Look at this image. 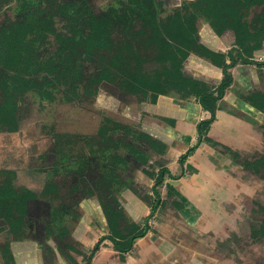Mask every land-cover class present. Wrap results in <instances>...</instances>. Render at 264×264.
<instances>
[{"label": "trees", "instance_id": "16d2710c", "mask_svg": "<svg viewBox=\"0 0 264 264\" xmlns=\"http://www.w3.org/2000/svg\"><path fill=\"white\" fill-rule=\"evenodd\" d=\"M4 3L15 5V18L0 28L2 131L20 130L31 109L28 95L34 91L44 100L57 98L58 91L73 100L94 98L105 87L106 94L142 106L176 94L199 101L211 114L198 123V142L181 156L184 165L206 139L239 60L262 67L261 83L253 86L246 100L264 111V60L255 59L256 54L264 55V0H182L172 9L164 0H114L100 12L90 0H0V5ZM200 22L208 23L231 47L228 53L201 40ZM194 54L221 68L224 77L191 71L187 64ZM260 129L264 131V125ZM61 136L66 138L57 139L58 153L40 154L46 161L55 157L49 173L60 176L59 181L54 177L49 181L42 195L17 186L15 170L0 168V231L8 229L27 239L25 226L42 212L44 227L36 237L46 264H91L105 239L124 256L147 235L161 203L160 186L165 174L171 173L164 166L167 144L111 117L104 118L97 135ZM79 144L86 145L78 148ZM66 146L71 149L63 152ZM151 149L163 154L155 162ZM234 154L242 157L238 151ZM240 162L243 169L264 179V154L247 152ZM148 165L164 167L156 174L155 185L145 188L134 172L141 168L151 173ZM127 190L153 206L143 225L128 217L123 204ZM86 197L98 199L110 230L90 251L75 234L81 216L78 206ZM255 203L256 213L232 232L247 233L250 241L264 246V199ZM174 204L177 209L183 206L178 199ZM0 252L3 264H16L9 240L0 244Z\"/></svg>", "mask_w": 264, "mask_h": 264}, {"label": "rangeland", "instance_id": "374dc122", "mask_svg": "<svg viewBox=\"0 0 264 264\" xmlns=\"http://www.w3.org/2000/svg\"><path fill=\"white\" fill-rule=\"evenodd\" d=\"M180 1L181 0H166V4L168 6H172L176 5V3H179ZM91 2L94 8L97 11H100L104 6L112 3V0H91ZM11 13L12 9L10 6L5 5L1 7L0 20L7 14ZM214 44L218 46L217 41H214ZM187 67L200 74H207L209 76L221 78L224 76L221 70L215 68L209 63H205L204 61L199 60L198 57H192L188 62ZM248 67H250V74L252 72L255 73L254 66H245L244 64H242L235 71L237 84L235 89H231L230 96L228 94L225 97L226 104L224 105V107L228 108V110H233V112H236L237 114H239V116L249 114V111L245 110V108L247 107L240 99L239 94L236 93V90H244V82H249V79H247L248 77H246L247 75L245 74L246 71L249 72ZM240 81L243 83H241ZM105 91L106 90L104 87V89H101L99 94L94 98L87 100V98L83 97L81 100H79V103L71 102L70 104L69 102L60 101L62 97H58L54 101L51 100L50 102L52 103L47 102L43 104L42 100L38 96L32 95V114L28 119L25 120L21 130L18 132H0V166H4L7 164L13 165V162L16 163L17 160L19 162V168L25 171H31L29 169L30 166H32L33 160L35 159L33 158V156H37L38 152L43 150L46 146L52 145V142L54 141V136L52 135V133L54 130L73 131L84 134H96L98 127L101 124L100 121L102 119V116L107 113H118V115H116L118 116V118H123L124 116L125 119H128L130 121V123L141 121L140 115L142 111L138 104L130 103V105L126 106H123L122 104L120 105L116 103L111 96H108V93L106 94ZM165 100L166 102L164 100L162 101L164 102L162 106L166 108L165 111L167 113L163 114L173 116L171 113L175 112L182 116H175L173 125L166 123L168 124V127L173 128L171 129V131H173V133H171L173 135V144L171 145H173L174 148L172 157L175 160V163L173 165H171V163L170 165L172 166L171 168L173 174H175V176L178 175L179 178L175 179L168 177L165 181L164 186L160 188L162 195L166 196L169 190L176 191L177 194L181 196L186 202V206L181 210L182 214L184 215L185 221L189 225H193V228L207 234V242L213 243V247L211 248L213 257L208 253L210 257H205L206 259L203 261V263L243 264L242 261L244 260H250L254 262V260L252 259V256L254 254L252 253L259 252V256L260 251L263 250V242L254 243L252 247H249L248 244L244 243L247 240V236H245L246 233L239 236V234L233 232L231 234L233 239H224V237H227L229 235V227H227V230L225 231H221L220 229L224 228L226 226L225 224H232L229 215H233L234 217H236L235 219H244L246 217V215L244 214H247L254 205V202L252 201L253 197H251V195L256 191V189L261 190V188L264 186V180L258 176V178L252 176V174H249L242 168L240 169V165L237 159H235L234 161V157L231 156L232 154L230 152V149H227V144L223 143V140L228 133L226 126L223 124L225 123L223 122L225 121L223 115L219 116L218 122L213 123V125L207 132V137L211 138L212 141H204L189 156L186 162V177L188 180H183L182 178H184V174L186 172H183L184 174H182V176L179 175L181 173L182 167L177 160L192 145L196 144V125L198 120L202 117V115H204V111L198 109L197 107H194L198 105L196 101V103L193 101L192 105H188L189 103L187 104L180 99L176 100V97L174 95ZM186 107L190 108V110H196V112L194 111L195 113H191L189 112V109H187L186 112ZM173 108H175V111H171L174 110ZM157 110H159V107L155 106V111ZM120 112H122L123 116ZM73 114H75V118L78 114V118H76L77 120L75 121V119L71 117L72 121L68 123V115L70 116ZM155 118L157 117L151 116V120ZM153 122L154 123L152 125H157V121ZM163 124L164 123H162L160 129L162 131H158L159 136L164 135L163 130L165 126ZM63 125H67V127ZM142 128L149 129V131H157V129L150 128L149 126H147V124L143 125ZM245 137L248 138V135H245L243 140H247V138ZM225 141L228 143L227 139H225ZM23 176H26L24 182L33 187H40V185L43 184V181L45 180V174H37L34 171L32 173H27V175L24 174ZM32 179H36L37 181L33 182ZM138 179L143 181L145 180L147 186L154 182V180L150 179L149 176L145 174V172H140ZM189 179H196L200 184L204 183L210 185V189H213V193H210L208 195H210L213 200L217 202L215 206L220 209V213H218V215L215 214L216 212H212L210 205L204 203L200 198L193 197L194 199H189L188 194H190L191 192L189 189H186V182H189ZM177 180H182L184 186L179 184V181ZM171 207L173 206H170V208ZM78 209H80V212L83 213L82 221L84 225V227L79 231L78 236L82 239L83 242L89 243V247H92L94 243L105 232L104 226L101 222V217L103 220L104 218L100 211V206L98 205L97 199H90L85 201L82 205L78 206ZM161 211L162 212L158 214L156 213L154 215L151 223H153L154 229H156V231L162 232L165 237H169L171 232L178 231V229L180 230L177 223H182V221H172L171 215L173 214L169 211L168 208H162ZM148 212L149 211L147 210V213ZM142 221L144 220L142 219ZM202 227H204V229H202ZM213 229L216 230L217 234L211 232ZM218 230H220V232H217ZM218 235L221 237V245H218V243L213 241L212 239L213 237L215 238V236ZM90 238L92 240H90ZM160 240V237H157L154 231H150L145 241H139L140 244L146 243V248L148 250L146 254L138 253L137 255H135L136 258L134 256H129L126 261H119L117 256H114L113 259L117 260V264H138L139 259H147L146 256L149 254L151 258H153L154 263H148L149 261H146V263L159 264L161 260H164L163 256L161 255L164 248H161V244L159 243ZM190 245L191 244H189V246ZM189 246L188 249L190 251H193V248H190ZM216 246H218L220 249H217ZM17 251L18 254L20 253L23 257L25 256V250L23 249V247L18 248L16 250V254ZM20 251H23V253H21ZM194 253L195 254H189L187 259L189 263L193 260V258H190L194 255H197V252ZM39 255L41 257V250L39 251ZM23 259L24 260L22 261V264H30L29 261L26 260L28 258ZM98 259L99 258L95 256L93 264H99ZM101 261L102 259L100 260V262Z\"/></svg>", "mask_w": 264, "mask_h": 264}, {"label": "flooded vegetation", "instance_id": "af4514ba", "mask_svg": "<svg viewBox=\"0 0 264 264\" xmlns=\"http://www.w3.org/2000/svg\"><path fill=\"white\" fill-rule=\"evenodd\" d=\"M90 2H91V0H90ZM181 2H182V0L179 3H176V5L180 4ZM113 3H114V0H112V3H110L109 5H111ZM164 3H165L166 8H168V9H172L174 6H176V5L168 6L166 4L167 3L166 0H164ZM5 5L6 6L8 5V6L11 7L12 13L11 14H7L4 18H2L0 20V28L2 26H4L8 21H11L12 19L15 18V16H14L15 15V13H14V7H15V5L13 3L12 4L4 3V4L0 5V8L3 7V6H5ZM91 5H92V2H91ZM109 5H106V6H109ZM104 7H103V9H104ZM95 11L96 12H100L102 10L97 11L95 9ZM199 28H200V33H201V40L203 42H205L206 44H209L213 49H215L217 51H223V52L228 53V51L230 50L231 47L227 46L222 41V39L220 38V36L215 32V30L208 23L200 22ZM214 41H217L218 46H216L214 44ZM192 57H198L199 60L204 61L205 63H209V64L213 65L215 68L221 70V72L223 73L222 69L219 68V67H217L215 64H213L209 59H207L205 57H202L200 55L194 54V55H192L190 57V60H191ZM255 59L262 61V60H264V55H262V54H256ZM242 64H244L245 66H254L255 67V73L252 72L251 73L252 76H251V74H250V67H248L249 68V72L246 71L245 74L247 75L246 77H248L247 79H249V82H247V83L244 82V90L243 91L236 90V93L239 94L240 99L242 100V102L247 107V108H245V110H248L249 111L250 109H252V112L249 111V114L239 116V114H237L236 112H233V110H228V108L224 107V105L226 104L225 103V97L228 94L230 96L231 89H235V87L237 85L236 84L235 71ZM261 70H262V67L261 66H258L257 64H253V63H246V62H244L242 60H239V62L234 67H232L231 71L233 73L234 80H233L231 86L227 89L226 94L224 95V97L219 101V106H218V109H217V112H216V119L213 121V123L218 122L219 116H221V115H223V118H225V121H223L225 123H223V124L226 126V128L228 130L227 136L225 137V139H227L228 143L225 141V139L223 140V143L227 144V147H228L227 149H230V152L232 154L231 156L234 157L233 158L234 161H235V159H237V157L235 158V154L234 153L236 151H238V152L241 153L242 157L240 159H237V161L239 162V165H240V169L241 168L243 169V165L241 164L240 161H241V159L247 157V152L252 153L253 155H256V156H260V155L264 154V131H262L260 129L261 125H264V111L260 110L259 108H257L256 106H254L252 103H250L248 100H246V96H248L251 93L253 86L256 85V84H260L261 83V79H262L261 78ZM191 71H193V70H191ZM193 72H195L197 74H200V73H198L196 71H193ZM200 75H205V76H208V77H213V76H209L207 74H200ZM213 78L222 79L221 77H213ZM241 83H243V82H241ZM56 93H57V98L58 97H61V94L59 93V91L56 92ZM32 95L38 96L42 100V103L43 104L51 101V100H44L35 91L34 92H30L29 95H28L29 96L28 99L30 101L31 109L29 111L28 116L24 119L23 124H24L25 120L28 119L31 116V114H32V107H33L32 106V102H31L32 101L31 100V96ZM172 95H174L176 97V100L180 99L181 101H184L187 104L189 103L188 105H192L193 104V101L194 102L196 101L198 105H196L194 107L195 108L197 107L198 109H201V110L204 111V115H202V117L198 120L197 125H196V135H197V142H198V123L201 120L210 117V115H211L210 112L209 111H206L205 109H203V107L201 106L200 102L197 101V100H195V99L183 100V99L179 98L176 94H172ZM172 95L162 96L159 99V101L157 102V104H150V105H146V106H142V104H140L138 102H132V104H135L136 103V104H138L140 106V109L142 111V113L140 115V118H141V121L140 122L135 121L134 123H130V121L128 119H125L124 118L122 112H120V113L123 116V118H118V116H116V115H118V113H115V114H112V113L108 114L107 113V114H105V115L102 116V119L100 121L101 124L98 127V130H97V133H96V134H98V132L100 131V128H101V126L104 123V118L105 117H111V118H113L115 120L121 121L122 123L131 125L134 129H136L139 132H146V133L152 135L155 139H158V140L166 143L167 144V149H166V152L164 153V155L163 154H157V152H156L155 149H151L150 150V153H152V158H151L152 159L151 160L152 162H155V160H156L155 158L157 156H159V155H163L164 157H166L168 159V162L166 164H164V166L167 167V168H169V170H170L171 173L170 174L169 173H166L165 174V179H164L162 185L160 186V188L164 186L165 181H166V179L168 177L175 178V179H178L179 178L178 175L175 176V174H173L172 169L170 168V164L174 160L173 157H172V154L171 153L169 154L170 149L173 147V145H171V144H173V135L171 137V136L167 135L166 132H167V130L168 131H171V129H173V128L168 127V124H172L173 125L172 120L175 119V116H182V115H179L178 113H175V112H172L171 113L173 116H171V115L168 116V114H163V113H167V112L165 111L166 108H164V106H162V104L164 103L162 101L164 100L166 102L165 99H169V97L172 96ZM108 96H111V95H108ZM83 97L84 98H87V95L86 96H83ZM83 97H79L78 99L75 98L73 100H66L65 97H62L60 101L69 102V104L71 102L72 103H74V102H78L79 103V100H81ZM111 97L115 100L116 103H118L120 105L121 104L123 106L130 105V103H128V102L120 101L119 99H117V98H115L113 96H111ZM57 98H55V99H57ZM55 99H53V101ZM89 99H91V98H89ZM50 103H52V102H50ZM66 104H68V103H66ZM155 106L159 107V110L155 111ZM152 107H153V109H152ZM173 109L174 110H171V111H175V108H173ZM187 109H189V112H191V113L192 112L193 113L196 112V110H190V108H188V107L185 108L186 112H187ZM151 116H156L157 118L151 120ZM71 117L74 118L75 121H76L77 120L76 118H78V114L76 115V118H75V114L70 115V116L68 115V118H67V122L68 123L72 121L71 120ZM171 117H174V118H171ZM153 121H157V125H155V124L152 125L154 123ZM162 123H164L163 125L165 126L164 127V130H163L164 135L163 136H159L158 131H162V130H160L161 129V126H162ZM166 123H168V124H166ZM213 123L211 124V126L213 125ZM23 124H22V126H23ZM145 124H147V126H149L150 128L157 129V131L156 130H151V129H150L151 131H149V129L142 128V126L145 125ZM22 126L20 127V130H21ZM63 126L67 127V125H63ZM169 126H171V125H169ZM236 129H240V134L239 135L236 134V131H237ZM20 130H17V131H2V130H0V132L1 131L2 132H18ZM171 133H173V131H171ZM244 133H245V135H248V138L245 137V138H247V140H243V138L245 136ZM62 134H64V135H71L75 139H76V135H87V137L88 136H91V135H96L95 133L94 134L93 133L92 134H84V133L73 132V131H58V130H54L53 133H52V135L54 136L53 137L54 138V141L52 142V145L46 146L43 150H41L40 152H38L37 156H33V158H35V159L33 160L32 166H30V169H29L32 172L34 171L37 174H45V178H44L45 180L43 181V184L40 185V187H33V186L28 185L26 182H24L25 181L24 179L26 178V176H23V175L24 174L27 175V173H32V172L31 171H25V170L19 168L20 166H19V162L17 160H16V163L13 162V165H9V164L6 163L7 165L0 166V168L1 169L2 168H8V169L15 170L16 171L15 183L17 184V186H19V187L27 186L31 190H33L36 194L42 195L44 193V191L46 190V186L48 185L49 181L53 177H54L55 180H58L59 181L60 180V176L53 175V177H52L50 175V173H49V170H51L52 168H55V166L53 164V159L55 157L54 158L53 157L52 158L48 157V159L46 161L45 159L41 158L40 154L41 153H45L46 151H52L53 154L58 153V150H57L58 147L56 145L57 139H59V138L65 139L66 138L65 136L64 137L61 136ZM234 134H236L237 136L236 135L234 136ZM232 138L234 139V141H232ZM207 140L212 141V139L211 138L209 139L207 137V134H206V139H204L202 141V143L204 141H207ZM81 143H83V142H81ZM84 143H86V142H84ZM83 145H86V144H79L78 148L80 146H83ZM232 147H234V148H232ZM70 149H71L70 146H66V148L64 149L63 152L69 151ZM188 150L186 152H184L183 154L187 153ZM181 156L177 160L179 162V164L181 165V167H182L181 173L179 175L182 176V174H184L183 172H186L184 174V176H186L187 175L186 162H187L189 156L187 157L184 165L180 161ZM65 158H67V157H65ZM250 158H252V156H250ZM63 162H66V160L63 159ZM17 166H18V168H17ZM164 166L155 165L154 168H152L151 166L148 165L147 168L153 174L148 173V172H145L141 168H138L134 172L135 180L138 183L140 182V183L144 184L145 185V188L153 187L155 185V183H156V178H155L156 177V174L160 171L161 167H164ZM62 168L64 169L63 166H62ZM243 170H245V169H243ZM140 172H145V174L147 176H149L150 179H153L154 182H152V184H150V185L147 186L146 183H145V180L143 181V180H139L138 179L139 178V175H140ZM247 172L249 174H252V176H254V177H257V176L260 177L259 175H257L256 173H254L252 171H247ZM32 180H33V182L34 181H37L36 179H32ZM263 189H264V186L261 188V190L263 191ZM126 193H127V195H132L135 198V200H137L139 202V205L140 206L145 207L146 208L145 211L142 208L137 207L135 205V201L132 202V205L129 206L127 204V203H129V200H128L129 198L126 195ZM151 194L153 195V200L156 201L157 200L156 199L157 197H156L155 193L152 192ZM123 195H124L123 198H125L127 200V202L124 201L123 204L127 208V210L129 211L127 213L129 219L131 221L140 222L141 225H143L145 223V219L150 215L153 206L152 205H149L148 203H146L135 192H133L131 190L125 191V193ZM170 195H172V196H170ZM160 196H161V203H160L157 211L155 212V214L156 213L158 214V213L162 212L161 211L162 208L163 209L164 208H168L169 211L173 214V215H171V217H172L171 220L172 221H175V222H176V220H178V221L181 220L183 224L182 223H179V224L177 223V225L179 226L178 228H180V230L178 229V231L171 232L170 233V236L168 237L169 240L167 239V240H165L162 243L163 244L162 245L163 248L165 246L164 250L162 251L163 253L161 254L163 256L164 260H161L159 262V264H178V263H182V264H207V263H203V261L206 259L205 257H210V256L213 257V255H212L213 252H211L212 251L211 248L213 247L212 246L213 243L212 242H209V243L207 242V238H206L207 237L206 236L207 234H205L204 232H201V231L193 228V225H191V224L189 225L185 221L184 215L181 212V210L186 206L185 200L181 196H179L177 194V192L174 191V190H169L167 192V195L166 196H163L162 193H161V189H160ZM201 196H202V194H201ZM207 196H210V195H207ZM67 197H70V196H67ZM251 197H253V200L252 201L254 202V205H253V207L251 208V210L247 214L246 213L244 214V215H246V217L244 219L237 218L238 219L237 220V219H235L236 217H234L233 215H229V218L231 219L232 224H230V223L229 224H225L226 226L224 228L220 229L221 231H225V230H227V227H229L228 228L229 235L227 237H224V239H226V238L231 239L232 238L231 234L233 233L232 230H236L237 227H241V226L244 227L245 226V225H242V222H244L246 219H248L253 213H256L254 211V208L257 207V204L255 203V200H257V198H259L260 200L264 199V193H261L259 190L256 189V191L251 195ZM203 198H201L202 201L205 200V199H208L207 201L205 200L203 202L206 203V204H209L210 207L212 208V212L214 211V213L216 212L215 214L218 215V213H220L219 212L220 209L217 206H215V204H217V202L215 200H213V198L211 196L210 197H207V198H204V199ZM90 199L96 200L97 198H95V197H88L87 198L86 197V198H84L81 201V203L79 204V206L82 205L85 201L90 200ZM177 199L183 205L179 209L175 208L176 206L174 204V200H177ZM97 202H98V205L100 206V211H101V213L103 215V218H104V220H103L102 217H101V214H100L101 222H102V224L104 226V229H105L104 231L105 232L94 243V245L99 240H101L104 235H106V234H108L110 232L109 227H108V224H107L106 217L104 215V211H103V209H102V207H101L98 199H97ZM170 206H173V207L170 208ZM129 207L132 208V211L129 209ZM147 210L149 211L148 213H147ZM80 211L81 210H79V212ZM40 213H42V212H37L35 214V216L33 215L32 221H29L27 227L25 226V230L27 231V234H24V235L27 237V239H24V240L23 239H20L14 233H12V232L10 233L8 231V229H6L4 231H0V244L6 243L8 240L10 241L11 253L14 256V260H15V263L16 264H18V261H17L18 259H17V256H16V250L18 248H20V247H23V249L25 250V252H24L25 256L24 257L21 256V257L22 258H28L26 260L29 261L30 264H46L45 261H44V258H43L44 257L43 252H42L41 257L39 255V251L40 250L42 251V249H41V245L39 243L38 237H36V236L39 235V232H41L42 228L44 227V225H43V223H41V219L39 217ZM80 214H81L80 219H79L80 220L79 221L80 223L78 224V228H77L78 230L75 231V234L77 232L79 233V231L84 227L83 221H82L83 213L80 212ZM88 218H89V216H88ZM152 218H154V216ZM152 218L150 219L151 228L148 231L147 235L149 234L150 231H154L156 233V235L158 236L160 232L159 231H156V229H154L153 223H151ZM142 219L144 221H142ZM33 220H35L36 223L33 222ZM186 220H188V219H186ZM220 230H218L217 232H220ZM211 232L212 233L213 232L216 233V230L213 229ZM78 233H77V236L76 237L81 242H83L82 239L79 238ZM182 235H183L184 238L186 237V240L185 239H182V237H181ZM245 236H247V240L244 243L248 244L249 247H252L254 245V243H257V242L252 241V240L250 241V237L248 238L247 233L245 234ZM219 237L220 236L218 235V236H215V238L213 237L212 239H213V241L217 242L218 245L219 244L221 245L222 244V241H221V237L220 238ZM139 239H141V238H139ZM139 239H137V241H136V243L134 245V249L131 250V251H129V252H127V253H125L124 256L121 255V252L116 249V247L114 246V243L111 240H109V239L103 240V243H102L101 248L102 247H108V246L109 247H112L113 250H115V252H116V256L118 257V260L119 261H126L129 256H132V257L134 256L135 257V255H137L138 253L146 254V252H143V251H141V250H139L137 248V243H138V240ZM83 243L86 245V247L88 248L89 251L94 247V245L92 247H89V243H87V242L86 243L83 242ZM189 244H191V245L189 246ZM188 246L190 248H193V251H190L188 249ZM207 247H208V249H207ZM216 247H217V249H220L218 246H216ZM101 248L96 252L95 256L101 250ZM262 249L263 250L260 251L259 256H258V253L259 252H253L252 253V254H254L252 256V259L254 260V262H252L250 260H244V261H242V263L243 264H264V246H262ZM20 252L23 253V251H20ZM194 252H197V255L192 256L190 259L193 258V260H192V262L190 261V263H189L187 261L188 256H189V254H195ZM17 253H18V251H17ZM208 253L210 254V256L208 255ZM95 256H94L91 264H93V261L95 259ZM146 257H147V259L145 258L146 260L144 258H142L141 260L139 259L138 260V264H148V263H151V262L154 263L153 262L154 261L153 258H151L149 254ZM3 260H4L3 259V256H2V254L0 252V264H3ZM146 261H149V262L146 263ZM51 264H57V263L54 262V261H52Z\"/></svg>", "mask_w": 264, "mask_h": 264}, {"label": "crops", "instance_id": "0c3cea01", "mask_svg": "<svg viewBox=\"0 0 264 264\" xmlns=\"http://www.w3.org/2000/svg\"><path fill=\"white\" fill-rule=\"evenodd\" d=\"M250 112H252V109H250L249 110ZM240 128V127H239ZM237 131H236V134L237 135H239L238 133H240V129H236ZM167 135H169V136H171L172 137V134H171V131H168L167 130ZM236 134H234V136L236 135ZM236 135V136H237ZM232 141H234V139L232 138ZM173 147L170 149V151H169V154L171 153L172 154V152H173ZM175 163V160L172 162V164L171 165H173ZM170 165V168L172 167ZM216 165V164H215ZM223 168V167H222ZM172 169V168H171ZM213 169V168H212ZM214 170V169H213ZM220 170H225V169H220ZM173 172V171H172ZM183 180H185V181H187L188 179H187V177L186 176H184V178H182ZM196 179H194V180H191V179H189V182H186V189L188 190H190V194H188L189 195V199H194L193 197H198V198H207V197H209V196H207L208 194H210V193H213L212 192V190L210 189V185L209 184H200V183H198L197 181L198 180H196ZM177 181H179V184H181L182 186H184L183 184V181L182 180H177ZM189 183V184H188ZM201 187H200V186ZM207 185V186H206ZM201 194H202V196H201ZM126 195H127V193H126ZM128 196V200H129V203H127L129 206L130 205H132V202H134L135 201V205L137 206V207H140V208H142L144 211H145V207H143V206H140L139 205V202L137 201V200H135V198L132 196V195H127ZM203 198V199H204ZM206 201L208 200V199H205ZM205 200H203V201H205ZM129 209L132 211V208H130L129 207ZM212 209V208H211ZM202 229H204V227H202ZM149 235V234H148ZM147 235V236H148ZM164 234L162 233V232H160L159 233V237H160V244H161V248L163 247L162 245V243L165 241V240H167L168 239V237H165V235L163 236ZM147 236H145V237H143V238H141V239H139L138 240V243H137V248L139 249V250H141V251H143V252H148V250H147V248H146V243H144V244H140L139 243V241L140 242H143V241H145L146 240V237ZM157 236V237H158ZM170 236V235H169ZM182 237V239H185L186 240V237L184 238L183 237V235L181 236ZM90 240H91V238H90ZM157 240V239H156ZM169 240V239H168ZM164 248H165V246H164ZM16 256H17V261H18V263L19 264H22V261L24 260L21 256H22V254L20 255V254H16ZM114 256H116V252H115V250H113V248L112 247H102L101 248V250L97 253V255H96V257L97 258H99L98 260H99V264L101 263V264H117V260H114L113 259V257ZM151 257V256H150ZM102 259V261L100 262V260ZM25 263V262H24ZM26 264V263H25ZM28 264V263H27Z\"/></svg>", "mask_w": 264, "mask_h": 264}]
</instances>
